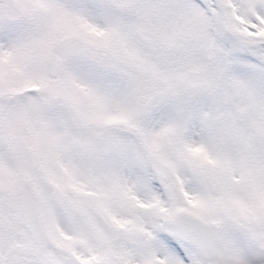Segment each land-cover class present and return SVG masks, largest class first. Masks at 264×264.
<instances>
[{"label":"snow or ice","instance_id":"snow-or-ice-1","mask_svg":"<svg viewBox=\"0 0 264 264\" xmlns=\"http://www.w3.org/2000/svg\"><path fill=\"white\" fill-rule=\"evenodd\" d=\"M0 264H264V0H0Z\"/></svg>","mask_w":264,"mask_h":264}]
</instances>
